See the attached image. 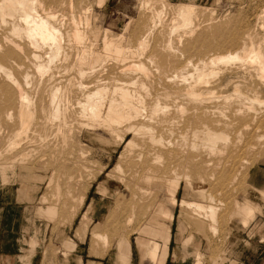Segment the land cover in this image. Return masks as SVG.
Instances as JSON below:
<instances>
[{
	"label": "bare ground",
	"instance_id": "6f19581e",
	"mask_svg": "<svg viewBox=\"0 0 264 264\" xmlns=\"http://www.w3.org/2000/svg\"><path fill=\"white\" fill-rule=\"evenodd\" d=\"M75 1L0 0V158L14 159V162L2 163L7 170L3 173L4 168L0 167L1 178L8 175L10 167L15 172V164L36 158L39 149L32 148L38 151L34 153L32 146L27 148L33 141H40L44 150L53 147L52 157L57 155L58 162L66 146H72L75 141V123L87 130L102 128L113 133L118 142L125 143L118 158L122 160L129 153L127 176L136 178L135 183L143 178L148 184L153 182L168 189L171 204L185 212L179 216L180 226L186 222L198 223L206 225L213 235L217 234L222 222L233 221L235 212L232 211L238 206L234 197L232 208L222 198L232 186L231 179L240 168L237 165L244 160L243 163H249L246 158L250 159L253 151H264V9L256 22L250 24L253 26L247 25L244 29L247 33L238 36L235 30L228 34L222 25L217 26L212 19L214 14L209 20L215 25L204 20L205 14L193 4H178L176 9L174 6L169 12L172 18L169 13L167 16L171 21L167 22L165 4L156 8L153 1L148 12L150 4L144 1L140 5L142 9L147 8L150 17L146 10L149 19L141 12L143 20L148 19L143 28L145 21L142 27L130 25L128 21L122 27L116 23L106 27L104 18L94 13L90 3L79 8ZM81 2L84 1L80 0V5ZM103 3L100 0L98 5ZM225 21L228 20L221 24L225 25ZM220 29H223L220 34L215 35ZM203 31L215 37L206 34L203 40H192L200 33L203 36ZM208 35L210 38L206 39ZM8 131L11 135L6 137ZM127 135L132 137L126 139ZM25 143L29 144L22 148ZM36 145L38 148L39 142ZM67 150L72 158L73 151ZM86 153L80 156L86 158ZM38 154L41 161L47 158L45 153ZM64 161H59L67 165L61 166L60 173L73 179L72 173L77 168L72 170L70 163L76 160L69 159V167ZM115 165L117 172L123 170L121 162ZM46 169H41L44 178L48 174ZM49 172L52 174L44 185L46 189L52 188L57 177L54 168ZM237 175L236 181L241 178ZM61 178L55 185L57 192L52 188L60 196ZM23 187L27 185L22 184ZM180 192L184 196L178 201ZM46 195H41L42 205L50 201ZM59 197L55 200L59 201ZM50 199L52 204L54 198ZM84 200L82 197L78 202L82 204ZM148 207L152 208L151 204ZM241 209L243 225L247 226L254 216V207L248 204ZM50 210L47 207L45 213ZM222 211L232 213L223 218ZM154 213L156 218L175 219L174 212L165 210L161 202ZM161 229L143 230L138 238L148 255H169L171 229L169 225ZM104 233L96 230L94 237L106 243L108 236ZM143 233L162 238V253L158 245L142 238ZM189 240L183 239L181 243L185 255L190 254L186 251ZM129 244L125 240L120 245L124 254ZM194 247L196 264H201L199 245Z\"/></svg>",
	"mask_w": 264,
	"mask_h": 264
},
{
	"label": "rangeland",
	"instance_id": "374dc122",
	"mask_svg": "<svg viewBox=\"0 0 264 264\" xmlns=\"http://www.w3.org/2000/svg\"><path fill=\"white\" fill-rule=\"evenodd\" d=\"M81 1H84L81 2L82 3L81 5H80V0L75 1L77 3L76 7L78 6L79 8L86 7L90 3L89 5H91V7L94 9V13L99 14L104 18V24L106 27L107 26L111 27V23H116L120 27H122L125 21L130 22V25L141 26L142 22L145 21L147 23L142 24L143 28L145 25L148 24V19H149L148 16L150 17L148 12L151 11V5H152L151 2L153 3V1H154L153 4H155L154 7L156 8H162L165 4L167 11L166 19L168 18L167 16L169 15H170L169 17L172 16V14L169 12H172V9L174 8L176 9L179 6L178 4L180 5L193 4L195 7L198 6L197 10L205 14L206 18H204V20L206 19L208 22L211 21V23L214 24L213 20H209V18L212 17V14H214L213 15L214 18L212 19L215 20L217 26H219L220 24L222 25L225 32H227L228 34H230V32L231 34H233L234 32L238 36L247 33L245 32L246 30L244 31V29H247V25L256 22L258 15H260L262 13L261 11H263L264 9V0H193L195 3L190 2L189 0H163L164 2L163 1L161 2L160 0H150V1L149 0H104L103 5H98L100 0L99 1L81 0ZM144 1L145 3L149 2L150 7L148 9L147 8L142 9V6L140 4H142V2L144 4ZM169 5H171L170 8L168 7ZM146 9L148 10V12ZM145 10L148 16L145 13ZM142 11H144L145 13L142 14L146 15L145 17L148 18V19L146 18L147 20L146 19L143 20V18L145 17L142 18L143 16L141 14ZM213 11L215 13H213ZM133 19L134 21L136 19L135 23ZM137 19L139 20L138 22ZM226 19L229 22L231 20L230 24L228 21H227L228 23L225 21L227 26L226 24L225 25L221 24L224 23L223 21ZM168 20L169 18L167 19V22L171 21V19L169 21ZM244 21L246 23H244ZM248 21L250 22L252 21V23ZM243 23L245 26L243 25ZM238 26L239 28H237ZM250 26H248V28ZM236 28L239 30H236ZM240 28L242 31L240 30ZM113 29L118 30V28L115 27ZM223 29L214 32L216 33L215 35H217V32L218 34H220L219 31H222ZM227 29L230 31H226ZM208 32L203 31L202 32V34L204 33L203 36L200 33L199 35L194 36L192 40L194 41H196V39L203 40L205 39L204 37L206 36V34L209 35L211 34V36L214 35ZM223 32H221V34ZM225 32L223 35L226 34ZM209 35L206 37V39L210 38ZM215 35L213 37H215ZM201 36L202 38H200ZM73 126H74L73 139L75 141L72 146L75 148H72V146L69 147L66 146L65 149L66 151L63 157L59 158L58 162L55 161L57 155H55L56 157H52V155L55 154L54 153L55 150L53 147L50 148L46 147V150H44L45 149L44 146L43 147L40 146L41 144L40 141L36 140L37 142L33 141L32 143L29 141V143L31 144L28 145L29 143L27 144L25 143L24 146H22V148L25 147V145L26 147L28 145L27 148H30L32 146L31 150L35 151L34 153H37L38 151L40 152V154L41 152L42 154L45 153L48 159L46 158L41 161V155L39 158L37 157L39 156L38 154L39 152H38L35 156L36 158L30 159L24 163H20L19 165L15 164L14 167L17 166L16 168L13 167V169H15V172L12 171L11 167L10 168L8 167L11 170V171L8 170L9 171L8 175L3 178H1L0 176V184L4 183L1 185L6 186L10 190V193L8 195H14L13 198L14 200H16L15 203L18 204V206H20L21 210H23L22 215H23L24 225L27 223V220H25L26 216L28 217L30 216L31 220L28 221L27 226L25 227L24 230L26 233L30 234L29 227L32 226L33 219H36L35 213L38 211L39 207L41 206V216L38 215L39 220H41V228H40L41 246L37 250L39 251V255L41 256L37 260L38 262H36L35 264H79L78 262L79 258L82 259V264H87V263L88 264H157V262H155L151 258V256L144 255V250H145L143 249L144 246H142L141 248L138 238L141 237L140 235L142 234L143 230L155 229L161 231L162 230L161 228L165 225L166 226L169 225L171 229L172 238L169 246V255L167 256V259L165 261L166 263L167 261H169V259H174L173 262H170V264H192L191 261H193L196 264L197 258L194 256L196 247L194 246L197 245H199L200 248L199 257L202 260L201 264H226V262H230V261L231 264H235V262L231 260V255H237L239 250L244 248L245 245L249 244V241L251 242V240H256L257 238L260 237L264 238V182L260 181V179L264 180V151L260 152L259 150H257V153L256 151H253L254 152V153L252 152L253 154L250 152L251 153V154L249 153L250 159L246 158V160H249V163H243L245 161L244 160L243 162H241V164L237 165V167L239 166L240 168L239 170L236 169V172L234 173L235 176H233V179H231V182L233 181L232 183L233 188L232 186H230L231 185L230 183L229 185L231 187V188L229 187L230 191L228 190L226 193H224L225 197L222 194V198L226 200L228 206L230 207L233 206L234 205L233 201L238 203V204L236 203L238 205L237 208L234 211H232L235 213L228 211L221 212L223 218H226L228 214L232 213L233 221L230 220L231 222L228 221L222 222L218 228L219 232L213 235L209 231L206 225L200 224L201 225L200 226L198 223H194L196 225L195 226L194 224H191L189 222L188 223L186 222L184 226L179 225V220H180L179 216H183L185 212L179 206H174L171 204V200H170L171 197H169L171 194L169 191H167L168 189L166 187L160 188L156 185L157 183L154 184L153 182L148 184V181L146 180H145L146 182L145 184L143 178L139 179L135 183L136 178L134 179V177L130 174L129 176H127L128 175L127 172L130 173V169H129L130 162L128 161L131 160L130 157H132V155L130 154L131 156L129 157L130 158L129 160L128 158L126 159V157L129 156V153H126V157H124L125 155L123 156V159L127 160V162L125 160L124 162L128 164H125L123 162V159L122 160L119 159L120 158L119 156H121L123 152L125 143L118 142L117 137L113 133L111 135V132L104 129L101 130L102 128H97L94 130L83 129L77 123H75ZM78 128L81 129L78 130ZM82 129L83 131H81ZM10 135L11 132L8 131L6 137H9ZM131 137L132 135H127L126 139H129ZM38 142L39 145L37 148L36 144H38ZM75 142H79V143H75ZM32 144L35 147H33ZM78 145L79 147H77ZM1 146L2 144L0 140V147ZM32 148L39 150L36 151ZM67 148L69 149L70 152L73 151L72 154L74 156L77 153L79 155L75 156L74 159H72L74 156L70 158V155H68L69 152ZM47 150L50 156L46 152ZM81 151L82 152L85 151V153L87 152L86 158H84L82 155L80 156V154L82 153ZM4 156L6 157V154H4ZM87 157H89L88 160ZM3 159H4L3 157L0 158V167H2L1 166L3 165L2 163L8 164L6 163V161L11 163L13 160L14 162V159L11 158L8 159V157L6 161ZM65 159H66V164H68V167L71 164L70 166L72 167V170L75 171L77 168L76 170L77 172L76 171L73 172L71 170V173L73 172L72 174L74 176L73 178L74 180L71 178L72 180L70 179L71 180L70 181L69 177L66 178L65 175L66 173L63 172L60 173V171H62L61 166L63 167L64 165V163L62 162H65L64 161ZM69 159L71 161L76 160L75 162L78 166L74 164L75 162L70 163ZM59 161L62 162L60 163ZM79 161L83 162L80 166H79L80 164ZM33 162L36 163L34 164ZM42 162L43 164L45 162V163H49L50 165L48 164L43 165ZM54 162H56V164H54ZM84 162L87 164H85ZM118 162H121L122 164L123 170L121 172H124L126 175H124V173L122 174L121 172H117L115 170L114 166H116L115 164H117ZM51 163L53 164L51 165ZM72 163L75 165V167L74 165H72ZM248 164H250V166ZM55 165L57 166L56 168ZM65 166L67 167V165H64V167ZM85 167H88V169H85ZM3 168L4 167H2V169ZM44 168H47L46 172H48V174L47 173L45 174L46 175L45 178L41 176V169ZM48 168L51 170L54 168L55 170H57V172L60 173V176L59 173L57 172L56 175H54L57 176L55 177L56 180L55 179L53 180L54 185H51L52 188L54 186L53 188L54 190H56L55 185L58 183L57 179L59 180L61 176H63L60 180L61 183L59 181V184H62L60 185V189L61 188L64 189V190L62 189L63 191L60 190L61 196L57 195L58 194L56 193L57 190L55 192L51 187L50 189L49 188L46 189L44 186L45 183L48 181L49 176H51L52 174V172H49L51 170H49ZM245 168H248V170L246 169L245 171ZM81 169H82V173L80 171ZM112 169L113 171H111ZM4 170H7V167L2 170L3 173H6ZM79 171L81 174L79 173ZM247 172L249 175L247 174ZM236 175L241 176V178L240 177L237 178V181L236 179L234 180ZM140 180H142V182H139ZM122 181L125 184H123ZM8 182L10 184L6 185ZM131 182H134V185ZM22 184L27 185V187L34 186L31 187L33 191L29 189V191H31V195L32 193L35 192L33 198L29 202L21 198V196L25 195L19 190V187ZM70 184L72 187H69ZM67 185L69 186L67 187ZM148 185H150L149 187L150 190L147 188ZM235 186H237L238 189ZM128 187L130 188L128 189ZM139 187L140 189L141 188L142 189L140 190ZM235 188L236 191L231 190ZM143 189L145 190L147 189L148 192L147 190L143 191ZM132 191L135 192V195H133ZM150 192H152L151 195L148 194ZM68 193H72V194H68ZM43 194L45 195L47 194L46 196L50 201H51L50 198L52 197L54 198V200L52 199V204L49 201L47 205H42L41 195ZM57 196L58 197L60 196L59 201L57 200L58 199ZM183 196H184L183 192H180L177 196L178 201H180L183 198ZM82 197H84L85 200L82 204H80V202L78 201L81 200ZM230 197L231 199H229ZM233 197L234 199L232 201ZM55 198H57L56 199L57 202ZM189 198L190 197H186V200H189ZM229 200L231 202H228ZM160 202L163 203L165 210L167 209L171 213L174 212L173 214L175 215L174 216L175 219L173 221H169L165 218L154 217L155 216L154 212L158 208ZM150 204L152 208L148 207ZM248 204H251L254 207L255 212H254V216L249 221L250 223L248 222L249 224L247 226H244L243 225L244 215L242 216L243 211L241 208L246 207V205L248 206ZM121 205L123 208L121 207ZM118 206L120 207V210ZM259 206L262 208L261 212H258ZM47 207L51 208L50 213L48 214L45 213ZM76 207L77 209H75ZM74 211L77 212L74 213ZM146 212L147 213L149 212V214L147 215ZM240 215H241V219H239ZM96 230H99V232L101 233L105 232L104 234L108 236V241H107L108 243L107 242L105 243L104 241L98 240L97 238L94 237V232ZM143 235L144 237L148 238L151 241L152 245H158L160 253H162L161 252L163 250L161 246L162 238L149 236L146 233H143ZM212 235L213 237H211ZM188 238H190V240L186 245L187 246L186 251L190 254L185 255L182 244H183V239H188ZM29 239H30V235H29ZM125 240L129 241L131 246V253L129 257H127L128 255H123L122 251L120 250V244H122V242Z\"/></svg>",
	"mask_w": 264,
	"mask_h": 264
},
{
	"label": "crops",
	"instance_id": "0c3cea01",
	"mask_svg": "<svg viewBox=\"0 0 264 264\" xmlns=\"http://www.w3.org/2000/svg\"><path fill=\"white\" fill-rule=\"evenodd\" d=\"M189 1L195 3L193 0ZM260 181L264 182L263 179H260ZM8 184L10 183L8 182L6 185ZM29 189V187H19V190L25 194V196L23 195L21 198L27 202H29L35 194L34 192L31 195ZM9 193L10 190L6 186L0 184V264H35L41 256L39 255V251H37L41 246V220H39L38 216H41V206L35 213L36 219H33L32 226L29 227L30 234H28L24 230L28 221L31 220L30 216H26L25 220H27V223L24 225L23 210L15 203L16 200L13 198L14 195H8ZM261 210L262 208L259 206L258 212H261ZM150 236L153 235L151 234ZM142 238L144 240H149L146 237ZM139 243L141 247L144 245L141 241H139ZM127 251L126 254L122 253L129 257L131 253L130 244ZM147 252L145 251L144 255H148ZM149 256H151L157 264H170V262L174 260L169 259V261L165 263L168 255ZM231 260H233L235 264H264V238L260 237L256 240H251V242L249 241V244L239 250L237 255H231ZM78 262L82 264V259L79 258ZM191 263L195 264L193 261H191ZM226 264H231V261L226 262Z\"/></svg>",
	"mask_w": 264,
	"mask_h": 264
}]
</instances>
